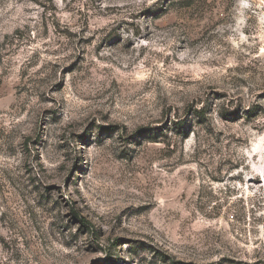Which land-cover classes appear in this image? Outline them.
Segmentation results:
<instances>
[{"label": "rangeland", "instance_id": "obj_1", "mask_svg": "<svg viewBox=\"0 0 264 264\" xmlns=\"http://www.w3.org/2000/svg\"><path fill=\"white\" fill-rule=\"evenodd\" d=\"M0 264H264V0H0Z\"/></svg>", "mask_w": 264, "mask_h": 264}, {"label": "trees", "instance_id": "obj_2", "mask_svg": "<svg viewBox=\"0 0 264 264\" xmlns=\"http://www.w3.org/2000/svg\"><path fill=\"white\" fill-rule=\"evenodd\" d=\"M182 125H183V124H180V123H178V122L175 123V128H176V130H177V131L182 130V129H183V128H182ZM180 133H182V132H180ZM143 135H145V137H147V138H146L147 140H151V141H155V142H156V140H155L156 138L153 137L152 134H146V132H144Z\"/></svg>", "mask_w": 264, "mask_h": 264}, {"label": "bare ground", "instance_id": "obj_3", "mask_svg": "<svg viewBox=\"0 0 264 264\" xmlns=\"http://www.w3.org/2000/svg\"><path fill=\"white\" fill-rule=\"evenodd\" d=\"M256 175V177H258V178H261V174L260 173H258V174H255ZM254 177V176H253ZM255 179V178H254ZM253 178L251 179H249L248 181H249V183H251L253 180H254ZM256 180V179H255ZM258 180V179H257ZM252 186V185H251Z\"/></svg>", "mask_w": 264, "mask_h": 264}]
</instances>
